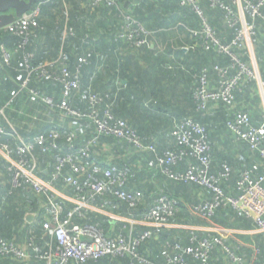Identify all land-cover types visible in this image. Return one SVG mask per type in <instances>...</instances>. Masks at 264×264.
Instances as JSON below:
<instances>
[{"label":"trees","instance_id":"obj_1","mask_svg":"<svg viewBox=\"0 0 264 264\" xmlns=\"http://www.w3.org/2000/svg\"><path fill=\"white\" fill-rule=\"evenodd\" d=\"M91 1L92 0H37V3L40 2L37 20L41 27L37 29L39 37H32L29 45V49L32 47L34 49V51L31 49L34 53L30 61L31 67H36L45 60L52 61L56 59V57L60 55L61 47L64 48L66 54L64 66L72 73L75 71L74 67L78 63V57H85L88 62L81 64L79 93L77 96L70 98L72 105L82 110H88L89 96L92 94L97 95L99 98V101L95 103L97 118L102 119L107 110L114 120L126 121L139 139L144 142L146 141V143L150 142L154 148L153 150H141L136 148L126 138L109 134L99 137L98 141L91 147V150L103 151V148L107 147L106 151L110 152L111 156L114 154L113 157H115L114 160L108 162H112L126 169L127 183L129 182V177H136L139 174H145L149 177L158 179L159 182L162 183L161 188L163 189L158 191L159 193L153 198L152 204H154L157 197L162 195L171 196L177 200L178 210L173 216L169 217L168 223L172 222L190 225L194 222H200V220L194 219V216L190 215V211L180 198L182 196L190 201V192L193 193L198 190V188H203L205 190L209 189L195 182L183 181L170 177L159 162H155V158L157 159L158 156L164 154L168 149L180 148L175 138L171 135L174 121L180 118L189 117L200 122L207 129L208 134H210L208 137L210 141H213V138H215L214 130H224L230 135V130L225 125V119L231 118L232 111L239 109L237 107L238 102L246 98L251 99L253 103L257 98L254 94L256 92L254 91L253 93V89H250L252 92L249 90V86L251 87V85L250 82H247L248 79H246L234 89L235 101L233 107L226 106L221 101H210L209 103H213L212 106L214 105V108L210 109L212 112L207 110L209 103L206 109L197 110L195 89L196 86H198V75L201 73L204 65H202L200 72L194 77L191 86H185L184 89H177V87H172L171 85H164L163 81L171 79L174 70L161 67L160 59L151 55L153 50L149 45L138 47L119 37V32L122 30L121 26L124 23L125 16L129 15L138 23L144 22L150 27L162 25L159 22V15L165 12H174L177 9L179 0H130L129 6H125L126 0H118L115 4H107L102 1L95 8L92 7ZM158 2L160 3L158 4ZM207 2L209 3L212 14L221 12V8L212 6L210 0H207ZM34 7L35 4L25 12H31ZM200 9L203 15V10L201 7ZM190 10L196 13L193 9ZM262 12L264 13V8ZM20 15H15L14 18ZM109 18H111V22H109ZM209 22L215 23L213 20ZM64 27L65 29L67 28V30L70 28L71 34L65 33ZM196 39L197 38H193L195 41H191L193 42L191 46L196 42ZM19 41L20 39L17 35L0 28V46H6L11 55L10 65H5L1 60L0 62L5 70L6 68H10L11 79L15 81L13 87L16 90L20 89V82L24 78L23 75H25V70H22L23 58L20 52L18 53L19 55L16 54L19 57L16 67L11 69L13 56H16L14 49ZM33 41L34 43L32 45ZM191 51L196 53L194 50ZM255 52L259 55L264 54V40L255 46ZM143 62L146 63V65H144ZM263 64L264 62H262V65ZM13 70L18 72L16 73ZM6 76V73H0V100L3 105L7 97L5 92L10 90V86L7 83H10L9 80L11 79H7ZM213 79H216L217 84L218 76L214 74ZM213 79L211 78V82ZM123 80L126 82L123 83ZM34 83L36 86L34 87L38 88L40 91L39 95H43L47 92L54 97L55 101L59 100L60 85L58 82L44 80L36 82L32 79L30 83L31 86H33ZM145 90H148V95L150 97L147 102H145ZM178 93H181L180 95L182 97H175L179 96ZM168 94H170V97H173V100L161 102L160 99ZM29 96L32 95L29 94ZM33 97H35V99L37 98L36 96ZM39 99L40 98L36 100ZM40 100L39 102L42 103L41 105H43V107L55 110L61 114L60 117L62 118L61 122L57 123L53 121L50 124V127H54L60 134V137L56 140L60 145V149H50L44 152L38 145H35L32 151V155L35 157L38 166V176L47 179L57 159L67 153L64 147H66L65 136L68 133H75L76 144L82 145L86 144V140L96 133V131L95 125L90 118H76ZM172 104L173 107L171 106ZM171 109L184 115L177 116L176 114V117H174L175 115H167L168 111ZM255 118L257 119L258 117L256 116ZM251 120L254 125L258 126L253 122L252 116ZM0 123L4 128V134L0 137V143L7 144L10 148L11 156L16 158L18 156L16 151L18 141L9 136L8 132L11 128L9 124L3 119ZM20 129L21 128H19V132H21ZM230 138V140L235 143L243 142L232 135H230ZM172 145L174 146L171 147ZM249 150L261 159L259 151ZM126 153L129 155L133 153L132 157L134 156V158H138V156L142 155L139 159L146 161L147 164L143 163L141 167L137 163L133 165L134 162L130 164L131 161L128 164L125 161L127 160L126 156H122ZM29 158L30 155L24 156V159L28 161H30ZM236 158L239 159L238 157ZM185 159L186 158L183 157L181 160L174 163L175 165H170L174 175H179L186 171L188 166L181 169L182 165L185 163ZM9 166V161L0 154V238L20 248L27 245L31 237L39 247L45 250L47 244L51 242L49 236L44 235V230L42 229L43 218L41 216H43L45 212V196L36 193L24 182H22L19 187H13L12 171L9 170ZM262 174H264L263 171ZM228 180L223 179L220 183L225 195L229 194L227 192L228 190H224V187H227L228 182H230V180ZM61 186V183H57L59 189ZM65 191L68 194L73 192V190L68 187L65 188ZM143 197L144 195L142 194L141 200ZM57 199L63 205L64 210L72 209L73 205L71 203L63 201L61 198ZM96 202L103 205L104 210L110 213H114L116 210L122 211L124 207L126 208V205L128 206L126 202L111 194L98 196ZM107 202H111L113 205H110V207ZM205 202L204 200L193 202L191 204L192 211L196 212L195 208L204 205ZM152 204L151 207L153 206ZM139 206L140 202L134 207V218L138 217L139 214L147 212L151 208L141 212L138 209ZM226 207L230 208L228 204L219 205L214 210V213L209 216L221 226L223 225V227L231 226L228 224L229 222L222 217L225 214L224 211ZM219 214L222 216L218 217ZM29 215L34 216L31 221L27 220ZM237 218L243 219L245 223H249L250 221L254 222L251 218L239 215L238 213ZM74 221L78 223L87 222L95 224L102 229L106 235H112L124 230L123 226L125 225L123 221L116 224V220L109 215L95 211L88 212L85 217L75 215ZM136 226L137 228L141 227L138 225ZM144 230H150L152 234L137 247V253L140 258L147 260L150 264H176L167 262V254L175 253L173 249L175 245H191L190 235L192 231L196 233L199 239L208 238L211 240L214 237H221L220 234L216 232L198 229L193 230L192 228H173L168 230L161 227L156 228L147 226H142L141 230L136 231L135 234ZM175 231L179 233V235L185 234V236H174ZM254 238L256 239L258 247H260V251L262 250L261 252H263L260 260L258 259L259 261L257 262L261 264L260 261L264 258V231L255 235ZM52 242L54 241L52 240ZM28 251L30 257L24 261L16 258L11 253H0V264H42V261L33 255V251L30 250V248H28ZM239 251L242 253L241 249L238 250V253ZM235 253L237 254L236 247L232 248L226 245L222 238V244L213 243L208 254V263L238 264L239 262L237 259L241 257ZM184 258L187 264H200L199 260L191 255H186ZM84 264L143 263L129 255H105L97 260H87Z\"/></svg>","mask_w":264,"mask_h":264},{"label":"built area","instance_id":"obj_2","mask_svg":"<svg viewBox=\"0 0 264 264\" xmlns=\"http://www.w3.org/2000/svg\"><path fill=\"white\" fill-rule=\"evenodd\" d=\"M102 1L107 4H115L118 0H92V7H97ZM179 2L183 6H190L202 17L197 0H179ZM210 2L212 6H218L224 11L225 26L230 30V34L228 36L218 35L212 23L203 17L201 27L193 30V35L198 39L199 46L205 51L217 53L224 58L222 62L205 64L198 75V86L195 89L196 109H206L210 101H221L226 106L233 107L234 89L245 79L258 81L260 95L264 101V81L244 62L241 56H244L245 53H252L256 30L255 24L248 21L247 18L261 17L264 20L262 12L264 0H232V2H236L237 8L239 3L240 14L235 11L233 5H229L223 0H210ZM39 3L33 9H36L35 11L25 12L0 27L17 35L20 39L14 49L17 55L19 52L22 53V70H25V72L23 71L24 78L20 82V89H25L30 95L40 98L46 104L58 108L65 114L82 119L90 118L95 125L96 133L86 140V144L82 145L76 144L75 133H68L65 136L68 152L57 159L47 179L38 176V166L32 151L35 145H38L44 152L50 149L59 150L60 145L56 141L60 137L59 132L54 127H50L45 133L29 139H23L14 132L8 133L18 141L16 146L18 156L12 157L10 148L3 143H0V154L10 163L12 186L19 187L24 182L33 191L45 196V216L42 229L44 235L49 236L51 242L44 250L31 237L25 245L26 248L25 246L19 248L0 238V253H11L24 261L30 257L28 251L30 248L33 255L39 258L42 264H84L87 260H97L105 255H129L143 264H150L138 256L137 247L152 233L150 230H144L135 234L134 227L136 225L147 227L166 225L169 217L178 210L177 200L167 195L157 197L153 206L136 218L111 214L104 210L103 205L96 202L98 196L109 192L126 202L129 209H133L140 202L143 194L140 190L126 188L127 171L125 169L112 162H103L92 154L91 147L99 137L111 134L126 138L141 150H153L154 148L150 142L146 143L139 139L126 121L114 120L107 110L102 119L97 118L95 110V103L99 101L97 95L89 96L88 110H82L72 105L70 98L79 93L81 64L88 62L85 57H78V63L74 67L75 71L72 73L64 66L66 54L64 48L61 47L60 55L56 59L31 67L30 61L34 53L29 49V45L31 38L38 36L37 29L41 27L37 20ZM121 29L119 37L127 40L128 43L138 47L148 43L146 30L131 16L124 17ZM64 32L71 34L70 28L67 30L64 27ZM0 60L5 65H10L11 55L4 45L0 46ZM210 70L218 76L217 85L212 89L209 88ZM32 79L36 82L40 80L58 82L60 85L59 100L55 101L54 97L47 92L39 95V89L30 84ZM2 119L6 121L7 115L5 105L0 100V121ZM225 125L230 130V135L246 143L249 149L259 151L261 160L264 162V124L254 125L249 111L241 108L232 111V117L226 118ZM3 134L4 128L0 123V137ZM171 135L180 148L168 149L164 154L158 156L157 160L161 167L170 177L198 183L208 188L212 193L210 199L204 205L196 207L195 211L207 218L214 213L219 205L228 204L239 215L251 218L257 230L263 232L264 174L256 173L251 168L243 169L235 182L237 194L235 196L225 195L220 183L221 180L228 179L231 167L227 163H222L218 169H211V145L207 129L200 122L189 117L180 118L174 121ZM27 155H30V161L24 159V156ZM186 155L191 156L193 160L188 164L184 173L174 175L170 165ZM57 183H61L60 189L57 187ZM66 187L71 188L73 192L68 194L65 191ZM57 198L71 203L72 209L64 210ZM91 211L109 215L119 222H125L124 230L106 235L95 224L74 221L75 215L85 217ZM192 229L195 230V228ZM190 242L191 245L188 246L175 245L173 247L175 253L167 254V262L187 264L184 257L191 255L198 259L200 264H209V251L213 243L222 244V236L214 237L211 240L208 238L199 239L192 231Z\"/></svg>","mask_w":264,"mask_h":264},{"label":"crops","instance_id":"obj_3","mask_svg":"<svg viewBox=\"0 0 264 264\" xmlns=\"http://www.w3.org/2000/svg\"><path fill=\"white\" fill-rule=\"evenodd\" d=\"M197 1H198V5L203 10L202 17L207 19L208 21L210 20L215 21V23L214 24L212 23V25L216 28L217 34L220 36H226V35L228 36L230 34V30L227 29V27L225 26L224 11L220 9L221 12L212 14L207 0H197ZM223 1H225L229 5H233L235 11L238 14H240L238 11L239 3L237 8L236 2H232V0H223ZM159 3L160 2H158V4ZM33 4H35V7H37L38 6L37 0L30 3L27 9L31 8ZM129 5H130V0H126L125 6H129ZM190 9H191L190 6H183L180 4V2H178L177 9L174 12L171 13L165 12L159 15V22L162 25L150 27L146 25L144 22L142 23L139 21L147 32L148 43L146 45H149V47L153 50V53L151 55L156 56L160 59V63H161L160 65L164 69L169 68L174 70L172 72L173 77L171 79L164 80L163 84L171 85L172 87H177V89H184L185 86H189V85L191 86L194 77L200 72L202 65L210 64L214 62H222L224 59L223 57H221V55H218L217 53L211 51H205L201 46H199L198 39H196V42L193 44V46H191V44L193 43L191 41L193 40V38L194 39L196 38V36L193 35V30H197L201 27L202 17L199 14L194 13ZM247 19L248 21L255 24V30H256V33L254 35L255 41L253 43L252 53L251 52H249L248 54L245 53L244 56L243 55L241 56L244 62L256 73H258L259 77L264 81V64L262 65V62H264V54L259 55L258 53L255 52V46L264 40V20L261 17H256V18L248 17ZM109 22H111V18H109ZM37 37H39V34ZM33 43L34 41L32 42V45ZM31 49L34 51L33 47ZM191 50H194L196 53H193ZM16 54L17 53H15V55ZM18 59L19 57L17 55L15 57L13 56V62H12L13 64L11 65V69H13V67H16V64L18 63ZM46 62H48V60H45L43 63ZM143 64L146 65V63L144 62ZM1 72L7 74L6 76L7 79L12 78V76L10 75L11 74L10 68L8 69L6 68L5 70V68L1 65L0 62V73ZM14 72L17 73L18 71H14ZM214 74L215 73L212 70H210L209 88H214L217 85L216 79H213ZM211 78L213 79L212 82H211ZM9 81L10 83L7 84H9L10 90L8 92H5L6 93L5 95L7 97L4 103L6 115H7L6 122L11 127L9 132L12 133L14 132L20 135V137H22L23 139H29L32 138L33 136L48 131L50 128V124L53 121L57 123L62 121V118L60 117L61 116L60 113L56 112L53 109L51 110L46 107H43V105H41L42 103L39 102L40 99L36 100L38 99V97L35 99V97L29 96V94L25 91V89L16 90L13 87V83H15V81L12 79ZM122 82L125 83L126 81L123 80ZM247 82H250L252 88L249 86V90L253 89V93L254 91L256 92L254 94L256 95L257 98L253 101V103L251 102V99L245 98L244 99L245 101L242 100L241 102H238L237 107L239 109L241 107L248 110L252 116L253 122L258 126H261L264 124V101L260 95L261 93L259 89V83L257 80L255 81L251 79H248ZM33 86H35V83L33 84ZM146 92L149 93L148 90H145V93ZM180 94L181 93H178L179 96H175V97H182ZM169 95L170 94L165 95L163 98H161L160 99L161 102L173 100V97H170ZM212 104L213 103H209L207 109L209 110V112L211 111L210 110L211 108H214V105L212 106ZM171 106L173 107V104ZM176 114L177 116L184 115L178 111L176 112L174 109L169 110L167 113V115H172V116L175 115L174 117H176ZM256 116L258 117L257 119L255 118ZM19 128H21L20 129L21 132H19ZM214 133H215V138H213V141H210L209 139L210 141L209 143L212 148L211 169L212 170L218 169L222 163H227L231 167V172L228 176L230 182H228L227 187L224 186L223 187L225 191L228 190L227 191L229 193L228 195L235 196L237 194L235 182L239 177L240 172L243 169L251 168L256 173H262V171L264 172L263 170L264 162L255 153L250 152L249 147L246 143L232 142V140H230L231 138L228 132L224 130L223 131L214 130ZM9 136L13 137L12 135ZM229 140L230 142L227 144ZM173 146L174 145H172L171 147ZM64 148L66 149L65 151L68 152V149L66 147ZM106 149L107 147L106 148L104 147L103 151L92 150V154L96 156L98 159L102 160L103 162L114 160L115 159V157H113L114 154H112L111 156V153L107 152ZM133 153H131L130 155L128 153L122 155L123 157L126 156L127 160H129V161L125 160L128 164L130 161H131L130 164L134 162L133 165L134 164L136 165L137 163L139 164L140 167L143 166V163L147 164L146 161L139 159V157L142 155L138 156V158L137 157L134 158V156L132 157ZM236 157H238L240 160L237 159ZM185 158H186L185 163L182 165L181 169L187 167L189 162L193 160L191 156L187 157L186 155ZM157 161L158 160L155 158V162ZM161 184L162 183H160L158 179L149 177L148 175L145 174H139L136 177H132V178L129 177V182L126 185V188L128 190L142 191L144 197L142 200H140V206L138 208L139 211L142 212L151 207L153 198L157 196V194L159 193L158 191H161V189H163L161 188ZM106 194H111V193L107 192ZM210 197H211V192L209 190L198 188V190H196L195 192L193 193L190 192V201L182 196L180 198L183 201L186 208L190 211V215L194 216V219L200 220V222H196V223L194 222L191 223L190 225H183V224H176L169 222L166 225L160 227L166 228L168 230L173 228L174 229L195 228L202 231L216 232L222 236L226 245L232 248L236 247L237 254L241 257L237 259V261L239 262L238 264H258L257 262L260 260V257L263 255L262 254L263 252H261L262 250L260 251L259 249L260 247H258L254 236L262 231L257 230V227L254 222L250 221L249 223H245L243 219H238L237 213L233 211L231 207L230 208L226 207V210L224 211L225 214L223 216L219 214L218 216V217L222 216L224 220L228 221L229 222L228 224L231 225L229 227H223V225L221 226L218 222H215L211 217L205 218L200 214H197L196 212L192 211L191 204L193 202H197L201 200H204L205 202ZM107 203L109 206L113 205L111 204V202H107ZM111 214L120 215L125 218L133 217L135 215V208L129 209L128 206L126 205V208L124 207L122 211L116 210V212L114 213L111 212ZM44 216L45 214L41 217L44 219ZM118 222L119 221H116V224ZM141 227L137 228V226H135L134 229L135 231H140ZM175 235L181 237L185 236V234L179 235V233H177L176 231L174 232V236ZM240 249L242 253L240 251L238 253V250ZM260 262L261 264H264V258L261 259Z\"/></svg>","mask_w":264,"mask_h":264},{"label":"water","instance_id":"obj_4","mask_svg":"<svg viewBox=\"0 0 264 264\" xmlns=\"http://www.w3.org/2000/svg\"><path fill=\"white\" fill-rule=\"evenodd\" d=\"M36 0H0V27L12 21L15 15L24 13L29 4ZM10 11V12H9ZM149 100V95L145 93V101ZM33 219V215L27 217L28 221Z\"/></svg>","mask_w":264,"mask_h":264}]
</instances>
